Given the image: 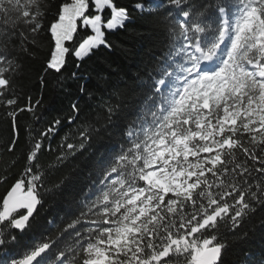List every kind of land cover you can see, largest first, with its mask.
<instances>
[{"label":"snow or ice","instance_id":"obj_1","mask_svg":"<svg viewBox=\"0 0 264 264\" xmlns=\"http://www.w3.org/2000/svg\"><path fill=\"white\" fill-rule=\"evenodd\" d=\"M134 12L150 18L143 23L162 34L163 49L143 65L135 118L94 145L119 104L100 105L102 125L99 114L77 124V99L36 127L41 99L22 82L23 59L38 61L42 87L50 76L63 87L101 49L127 51L110 36L135 31ZM64 119L75 127L53 147ZM5 154L0 264H224L226 250L248 239L244 222L264 208V0H0ZM77 156L90 161L84 186L78 165L65 170ZM47 196L78 208L51 232L38 219ZM243 257L264 264V238Z\"/></svg>","mask_w":264,"mask_h":264},{"label":"trees","instance_id":"obj_2","mask_svg":"<svg viewBox=\"0 0 264 264\" xmlns=\"http://www.w3.org/2000/svg\"><path fill=\"white\" fill-rule=\"evenodd\" d=\"M123 2L130 3L131 0H123ZM154 2L155 0H145L146 4ZM133 15L137 17V22L135 25H129L128 27L135 28V31L117 32L110 36V39H115L127 51L119 47L114 48L112 51L101 49L85 60L81 68L75 69L81 74V78L77 80L65 79L63 87L54 85L51 76L49 77L41 97L40 109H38L40 123L36 127L39 128L45 125L58 115H66L70 111L71 102L77 99L81 105L77 124L86 118L95 120L97 114H99L98 123L102 125L105 113L100 105L104 101L119 104V111L114 117V122L108 127L101 129L100 136L93 141L94 145L110 143L111 137L108 133L114 134L121 131L126 120L135 118L140 103V94L144 88V85L139 82L140 77L144 76L143 65L151 63L153 55H161L163 49L160 43L162 34L155 28L143 23L144 20L150 18L146 14L144 17H140L139 13L135 12ZM208 15L209 19L214 18L212 11ZM40 55L43 56V52ZM222 56L223 53L218 54L216 62L211 69L220 63ZM23 64L22 82L32 88L30 90H37L38 82L36 78H33V80H30V78L36 73L33 70L39 67L38 61L24 58ZM74 64L73 58L69 56L68 64L64 69L66 77L74 70ZM101 75H103L104 79H100ZM80 85H84L92 93V96L81 95L78 91ZM114 89L119 90L121 93L119 98L113 95ZM74 127L75 125H70L68 120L64 119L58 128L57 135L51 141L53 147L69 128ZM92 150L94 149H90V151ZM84 156H87V153ZM77 165L78 167L74 169L75 176L80 185L84 186L88 183L90 161L82 156H77L76 159L68 161L65 170ZM77 210L76 205L70 207L65 199L47 196L45 197L44 205L39 210L38 219L47 231L51 232L55 230L56 225H62L67 217L74 214ZM49 220L52 221L51 224L48 223ZM239 231H247L249 234L248 239L235 242L226 250L224 264H239L244 258V252L259 251L262 238H264V208H260L250 220H246ZM39 235L40 232L35 233L33 239ZM67 242H69V237L65 236L61 243Z\"/></svg>","mask_w":264,"mask_h":264},{"label":"rangeland","instance_id":"obj_3","mask_svg":"<svg viewBox=\"0 0 264 264\" xmlns=\"http://www.w3.org/2000/svg\"><path fill=\"white\" fill-rule=\"evenodd\" d=\"M37 69L38 68H36V69H34L33 71L34 72H36L35 74H34V76H32L31 78H30V80H33V78H36L37 77V75H38V73H37ZM37 80V79H36ZM45 88H46V86H41L39 83H38V87H37V90H30V89H32V88H30V87H28V89L32 92V94L34 95V96H36L37 98H40L41 99V97L43 96V93H44V91H45ZM6 159H8V156H7V154H5L3 157H1V159H0V167H3L4 166V161L6 160Z\"/></svg>","mask_w":264,"mask_h":264}]
</instances>
